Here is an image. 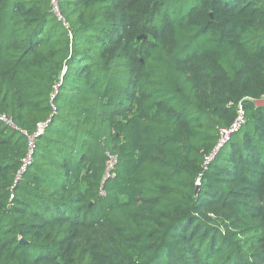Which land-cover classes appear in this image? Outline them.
Returning <instances> with one entry per match:
<instances>
[{
  "label": "trees",
  "instance_id": "16d2710c",
  "mask_svg": "<svg viewBox=\"0 0 264 264\" xmlns=\"http://www.w3.org/2000/svg\"><path fill=\"white\" fill-rule=\"evenodd\" d=\"M262 99L264 0H0V264H264Z\"/></svg>",
  "mask_w": 264,
  "mask_h": 264
},
{
  "label": "built area",
  "instance_id": "2783aa9c",
  "mask_svg": "<svg viewBox=\"0 0 264 264\" xmlns=\"http://www.w3.org/2000/svg\"><path fill=\"white\" fill-rule=\"evenodd\" d=\"M54 2L56 3V0H54ZM57 8V7H56ZM246 123V118H245V113H244V108L240 107L239 109V114L237 119L232 123V125L229 128H224L220 130V140L218 143V146L216 147L215 151L213 154H211L210 156H208L206 158V163L204 168L207 167V165H209L215 158L217 151L219 149H222L232 138V136L236 133H238L242 127L245 125ZM42 127V126H41ZM40 132H42V128H40L39 130ZM30 158L31 156H29L25 161L24 164L27 165L30 163ZM115 163L114 159H111L110 161V165H109V169L111 170L113 165ZM112 164V165H111ZM198 184H200V182L198 181Z\"/></svg>",
  "mask_w": 264,
  "mask_h": 264
},
{
  "label": "water",
  "instance_id": "95a60500",
  "mask_svg": "<svg viewBox=\"0 0 264 264\" xmlns=\"http://www.w3.org/2000/svg\"><path fill=\"white\" fill-rule=\"evenodd\" d=\"M199 190H200V184L197 186L195 193L197 194L199 192ZM20 242L23 244L26 243V241H24V240H20Z\"/></svg>",
  "mask_w": 264,
  "mask_h": 264
},
{
  "label": "crops",
  "instance_id": "0c3cea01",
  "mask_svg": "<svg viewBox=\"0 0 264 264\" xmlns=\"http://www.w3.org/2000/svg\"><path fill=\"white\" fill-rule=\"evenodd\" d=\"M257 103H258L260 106H261V105H264V99L258 101Z\"/></svg>",
  "mask_w": 264,
  "mask_h": 264
},
{
  "label": "rangeland",
  "instance_id": "374dc122",
  "mask_svg": "<svg viewBox=\"0 0 264 264\" xmlns=\"http://www.w3.org/2000/svg\"><path fill=\"white\" fill-rule=\"evenodd\" d=\"M55 11H56V13L58 14V9H57V8L55 9ZM111 165H112V164H111Z\"/></svg>",
  "mask_w": 264,
  "mask_h": 264
}]
</instances>
